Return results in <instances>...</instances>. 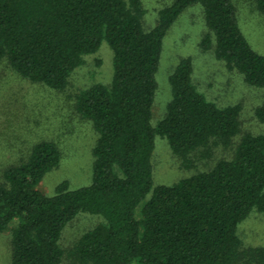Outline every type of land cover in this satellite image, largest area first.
Instances as JSON below:
<instances>
[{
	"label": "trees",
	"instance_id": "obj_1",
	"mask_svg": "<svg viewBox=\"0 0 264 264\" xmlns=\"http://www.w3.org/2000/svg\"><path fill=\"white\" fill-rule=\"evenodd\" d=\"M248 2L264 16V0ZM195 6L207 30L200 46L264 90V54L243 34L234 0H170L150 28L143 0H0V81L7 73L63 92L86 56L102 44L112 52L110 82L73 95L72 109L96 136L88 185L62 181L41 193L36 186L61 162L59 145H19L17 126L0 130V233L13 224L10 264H61L62 232L79 215L99 221L69 250L74 264H264V248H243L237 232L252 212L264 213V134L244 133L238 105L219 107L197 90L190 58L170 74L171 99L152 124L163 40ZM254 116L264 123V103ZM157 136L184 168L211 145L230 157L154 185Z\"/></svg>",
	"mask_w": 264,
	"mask_h": 264
},
{
	"label": "rangeland",
	"instance_id": "obj_2",
	"mask_svg": "<svg viewBox=\"0 0 264 264\" xmlns=\"http://www.w3.org/2000/svg\"><path fill=\"white\" fill-rule=\"evenodd\" d=\"M170 0H143L146 8L144 27L155 23L156 9ZM238 8L241 30L250 45L264 54V16L251 12L249 0H234ZM206 27L199 7L183 12L170 28L162 44V54L156 74L157 91L152 107V124L156 125L165 114L171 99L168 82L170 74L183 58H190L193 65L192 81L204 97L219 107L238 105L244 133L264 134V123L254 116V109L264 103V90L246 85L241 76L229 72L224 63L215 59L211 49L200 44ZM112 75V52L106 44L84 58L63 92H55L41 85L21 81L7 73L0 81V130L12 124L17 126L19 145L46 139L56 142L62 159L57 168L44 176L36 189L51 195L55 186L67 181L70 188L86 186L91 181L93 148L96 136L90 125L80 120L72 109L73 95L96 83L108 84ZM191 156L192 163L186 168L169 148L164 138H155L153 155L154 185H171L201 171L208 170L230 152L221 146H209ZM206 154L205 157L200 156ZM198 155V156H197ZM99 219L79 215L63 230L60 246L64 251L61 264H74L69 250L78 238ZM10 225L0 233V264H10ZM238 236L243 248H264V213L252 212L238 226Z\"/></svg>",
	"mask_w": 264,
	"mask_h": 264
}]
</instances>
